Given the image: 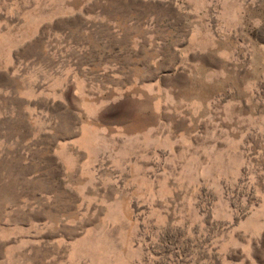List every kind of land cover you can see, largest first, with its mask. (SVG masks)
<instances>
[{
  "label": "rangeland",
  "instance_id": "obj_1",
  "mask_svg": "<svg viewBox=\"0 0 264 264\" xmlns=\"http://www.w3.org/2000/svg\"><path fill=\"white\" fill-rule=\"evenodd\" d=\"M0 264H264V0H0Z\"/></svg>",
  "mask_w": 264,
  "mask_h": 264
}]
</instances>
